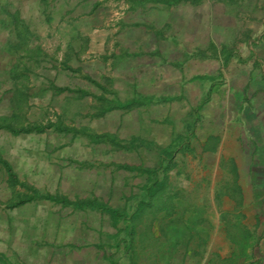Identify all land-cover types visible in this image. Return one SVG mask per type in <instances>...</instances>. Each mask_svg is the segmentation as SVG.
Returning a JSON list of instances; mask_svg holds the SVG:
<instances>
[{
	"label": "rangeland",
	"instance_id": "1",
	"mask_svg": "<svg viewBox=\"0 0 264 264\" xmlns=\"http://www.w3.org/2000/svg\"><path fill=\"white\" fill-rule=\"evenodd\" d=\"M263 42L264 0L171 6L0 0V123L15 128L54 124L39 134L0 128V154L18 176L41 191L102 200L127 217L147 177L113 164L154 168L170 146L164 154L173 155L168 189L175 194L173 213L147 214L135 226L127 220V229L135 231L129 251L128 230L117 231L109 211L42 200L6 209L3 204L21 190L8 187L0 167V264H156L152 260L163 257L165 243L172 245L167 255L186 264H264V221L245 218L244 206L227 200L234 196L227 186L231 174L184 146L197 149L199 139L193 136L214 130L219 116L217 91L205 93L207 112L186 134L202 89L231 86L240 68L260 69ZM218 70L220 75L208 74ZM189 72H205L209 82L182 84ZM51 84L81 88L89 95L56 93ZM182 89L183 99H164ZM220 93L222 108L231 107L230 95ZM138 95L154 101L98 115L106 105L100 96L124 101ZM226 116L224 110L219 117ZM58 126L71 130L62 132ZM94 135L107 137L97 140ZM243 245L248 257L236 260L232 254Z\"/></svg>",
	"mask_w": 264,
	"mask_h": 264
},
{
	"label": "crops",
	"instance_id": "2",
	"mask_svg": "<svg viewBox=\"0 0 264 264\" xmlns=\"http://www.w3.org/2000/svg\"><path fill=\"white\" fill-rule=\"evenodd\" d=\"M263 46H264V42H263ZM261 53H262L261 55L263 58L262 59L263 64L260 69L254 70L253 68H250V69L240 68L235 72V75H234L235 80L237 82H235L234 84H231V86L230 84H223L219 87V89L211 90L210 92H209L210 87H207L206 89L204 87L202 89V98L204 97L205 99L207 98L205 96V93L208 92L207 95H211L212 92L217 91V95H215L216 96L215 100H217L220 107H219V110L215 112L220 116L222 115V111L225 110L228 112V116L224 118L218 116L217 119L214 120V130L212 129L208 131L204 130L205 132L201 134V136L199 137L193 136L192 139L194 138L195 139L197 138V140L199 139L198 141L199 145L197 149L192 148V146L191 147H188L187 145H184V146L186 148L185 149L186 151H190L191 153L195 152L197 156L199 155L204 156L206 159L212 158L213 161L211 164H209L211 167H214V168L218 167L219 170H222L224 172L227 171L229 174H231L232 177L229 176L230 179L228 178L229 184H227V186L231 189L233 188L232 190L234 191V196H231L230 199L229 197H226L227 200L233 206L236 205L241 208L244 206L245 209L241 211V214L244 215L245 218L258 219V220L264 221V49H261ZM182 71L183 70L180 71L181 80L183 79V72H184ZM220 73L221 71L218 70L216 73H208V74L216 76V75H220ZM206 76H207V73L205 72H201V73L189 72L187 79H186V76L184 78V80L186 79L187 81H184V83L182 82V84H186V83L190 84L191 82L195 81L199 83L198 86L201 87L202 86L201 83L207 81L205 79ZM190 90H189V93H190ZM222 90H224V92L226 91V94L230 95V99L232 101L233 106L231 105V107H228V108L225 107L224 109L222 108L224 105L223 98H221L223 96H220L221 95L220 92ZM184 96L185 94L182 89L181 93H179L178 95L172 96V97H165L164 99L178 100V99H183ZM132 98H144L145 99V102L139 107H142L146 105L147 103H152L154 101V97L149 96V95H138V96L126 99L124 101L120 100L119 98L117 99H119L122 102H126ZM204 98L194 108L191 109L190 116L192 117V120L189 122L190 126L185 127L187 128L185 129L186 134L188 133L192 134V129L195 126L198 120V117L200 118L199 121H201V116L207 112V109L203 108L204 105L202 106V104L206 102ZM139 107H136V108H139ZM113 110H121V109H113ZM195 110H197L198 114H196L195 119H193V113ZM110 111H107V112H110ZM124 111H129V110H124ZM183 136L185 135L179 134V136L177 137L184 138ZM211 139L214 140L215 142L213 146H210V144H207L208 140H211ZM181 144L183 143L181 142ZM181 144H178L177 148H179ZM169 149H170V146L166 147L164 150V153L169 152ZM164 153L161 154V156L162 155L165 156ZM158 165H159V162H158ZM158 165L154 168H145L144 166L140 164L132 165V166H140L141 168H144V169L153 170V169H156ZM11 166L13 167L12 164ZM146 177H147V182L141 186V192L139 193L140 195H139V198H137L136 202H138L141 199V197L143 196L144 187L150 182L147 174H146ZM168 177L170 178V171L168 172ZM20 179L25 180L22 178ZM5 181H6V174H5ZM25 181L29 183L27 180ZM29 184L32 185L31 183ZM33 187L39 193L59 194V195L65 196L67 199L71 201L76 200V199L94 198V197L70 198L69 196L65 194H60L58 192L51 193V192L41 191V190H38L35 186ZM14 189L19 190L20 188L17 187ZM20 190L21 192H23V189H20ZM14 197L15 196L11 197L5 203L12 200ZM39 200L52 203L53 205L66 207L60 203H53L51 201L37 198L29 203H26L24 205H21L13 209L24 207L31 203L37 202ZM99 201L104 202L102 200H99ZM5 203L3 204L4 207H5ZM259 203H260V206H259ZM254 204H258L256 208ZM68 207L73 208V206H68ZM86 209L92 210V209H97V208H86ZM241 214L239 213V215ZM163 245H165V248L163 249L164 252L163 253L160 252V256H163V257H159V259L161 258L160 260H158L157 257H155L152 260L153 262H155L156 264H186L184 262L185 260H183L182 258L175 260L172 255L170 256L167 255V251L165 250L168 247H170V249L172 248V245L170 243H165ZM130 263L139 264L137 261L136 263L132 261ZM151 264H154V263H151Z\"/></svg>",
	"mask_w": 264,
	"mask_h": 264
},
{
	"label": "trees",
	"instance_id": "3",
	"mask_svg": "<svg viewBox=\"0 0 264 264\" xmlns=\"http://www.w3.org/2000/svg\"><path fill=\"white\" fill-rule=\"evenodd\" d=\"M126 1L131 3L132 5L155 3V4H163V5L171 6L178 3H189L191 5H197L202 0H126ZM231 1L232 0H229V2ZM65 68L73 72H77V70L72 69L69 66H65ZM86 78L93 83V80L89 76H86ZM51 88L56 93H63V92L76 93L82 97L89 95L88 91L81 88L60 87L54 84H51ZM98 99L102 100L106 104L98 115H102L105 112L113 109L130 110L132 108L139 107L145 102L144 98H132L126 102H122L116 97H113L111 99H105L104 97L100 96ZM52 126H54V124L48 123L46 125L35 124L27 127L15 128L14 126H11L9 124L0 123V128H5L12 134H19V133L27 134L31 132L39 134V133H43ZM56 129L62 132H70L71 130L65 126L62 127L58 126ZM104 137H107V135H94V138L97 140H102ZM118 147H122V146H118ZM172 159H173L172 154L169 157L162 155L160 158L159 166L153 170L144 169L141 168L140 166H132L128 164H113V166H115V168L119 170L144 172L148 175L150 181L144 187L143 196L137 202L135 209L130 215L126 217L125 214L121 213L116 209L109 208L106 203L101 202L96 198L76 199L71 201L63 195L39 193L32 185L27 183L25 180H21L14 171L11 164L0 154V167L4 170L6 174L7 185L13 189L17 187L23 189V192L16 194L12 200L5 203V207L8 209H13L21 205H24L26 203H29L37 198H41L47 201H51L53 203H60L63 206H73V208L79 210H84L86 208H97L101 212L109 211V213H111L117 231L122 229H127V225H125L127 223V220H129L135 226L142 220V217L147 214L155 215L160 212H165L167 214L173 213L175 207V202H174L175 194L169 191L168 189L169 188L168 172L174 166V164L172 163L173 162ZM159 173H161V176ZM128 228L129 229H127L128 230L127 240L129 241V243L126 246V249L129 251H133L132 238L135 231L133 226H130ZM231 240L236 245L240 243L239 238L237 237L236 238L231 237ZM241 247H242L241 250H239L240 252L232 254L233 258H235L236 260L248 257L247 246L243 245Z\"/></svg>",
	"mask_w": 264,
	"mask_h": 264
}]
</instances>
